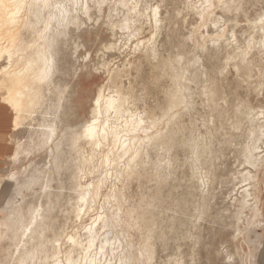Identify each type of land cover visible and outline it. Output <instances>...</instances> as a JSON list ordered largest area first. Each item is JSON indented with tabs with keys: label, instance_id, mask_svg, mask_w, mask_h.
Instances as JSON below:
<instances>
[{
	"label": "bare ground",
	"instance_id": "6f19581e",
	"mask_svg": "<svg viewBox=\"0 0 264 264\" xmlns=\"http://www.w3.org/2000/svg\"><path fill=\"white\" fill-rule=\"evenodd\" d=\"M164 1L152 6L142 4V0H0V63L4 62L0 66V104L10 114L12 135L20 131L27 133L24 140L9 135L10 151L4 159L13 166L21 154H28L35 147L46 155L39 168L29 165L21 172L7 167L0 169V194L4 186L8 190L0 204V244L6 243L0 248V264H155L156 243L178 233L180 239L192 243L190 253L186 251L190 254L188 263L194 264V244L200 243L199 235L194 233L196 224L208 217L205 196L200 192L199 201L190 206L174 196L164 197L162 190L171 176L168 171L171 166L152 161L149 151L160 150L168 155L176 149L190 151L195 169L208 167L198 179L208 186L218 179L211 162L221 130L225 131L223 144L229 145L245 125L242 136L247 141L239 151L243 166L239 171L240 191L232 197L228 221L222 226L229 231L236 259L227 248L223 252L217 250V255L224 253L226 264L234 260L238 264L246 261L264 264V244L257 233V229L264 231V109L256 111L248 101L227 99L219 84L225 69L222 67V72L218 68H212L211 72L204 69L201 91L206 105L201 125L204 133L191 135L195 125L190 119L194 107L190 82L196 79L188 78L187 73L199 59L174 56L176 53L163 55L158 51L155 36L163 25L159 8ZM200 1L198 9L190 0H185V6L195 8L199 20L205 28L211 27L213 33L204 31L202 36L196 33L201 37L195 41L196 46L208 53L210 45L217 56L221 53V43H226L230 50H225V59L235 62L231 66L236 84L249 85L255 67L250 53L256 37L264 49V11L255 14L254 9L259 0ZM92 22V26H87ZM143 26L152 34L147 40L140 37L145 32ZM237 31L247 35L243 50L238 46ZM102 34L109 36L108 44L103 47L107 52L125 49L128 42L135 40V59L113 68L104 63L101 66L105 75L95 76L100 80L96 84L86 66L90 52L86 53L82 69L95 82V95L80 119L78 111L83 108L75 101L77 84L74 83L79 75L78 53L80 48L95 45ZM144 67L157 75L151 79L156 89L162 81L168 86L162 103L139 110L137 103L141 96L138 98L134 83H143ZM130 69L134 70L133 81ZM123 78H127L126 87L121 85ZM148 85L142 84L141 91H146ZM164 108L166 111L161 114ZM95 172L97 180L93 179ZM111 175L121 186L120 189L112 182V190L106 192L114 204L111 208L99 205L93 222L81 226L82 218L94 210L101 188L107 185L105 181ZM133 181L140 182L143 193L124 205L123 189H129ZM145 182L151 184L148 191L144 190ZM22 190L31 195L29 201H24ZM65 190L73 195L67 196L69 201L76 196L69 214L74 225L68 233L58 226L56 218ZM224 243L229 245L227 240ZM259 255L261 259L255 261ZM169 256L172 258V254ZM188 263L179 256L169 264Z\"/></svg>",
	"mask_w": 264,
	"mask_h": 264
},
{
	"label": "rangeland",
	"instance_id": "374dc122",
	"mask_svg": "<svg viewBox=\"0 0 264 264\" xmlns=\"http://www.w3.org/2000/svg\"><path fill=\"white\" fill-rule=\"evenodd\" d=\"M144 3L150 4L152 6L160 4L159 0H142V4H144ZM200 3H201L200 0L199 1L198 0H195V1L190 0V4H192L193 7L195 5L196 9H198ZM185 4H186L185 0H166L163 2V4L160 5V7H161V8H159L160 9V16L163 19V25L159 31L160 33L158 32V35L156 34L155 39H156V43L158 45V51L160 52V54L167 55L168 53H170V54L176 53V54H174V56L176 55V56L184 57L186 59L194 56L195 58H197V60L199 59L202 62L201 63L198 60L197 63L199 62L198 63L199 65L196 63L195 66L190 68L188 70V73H187L188 78L192 77V78L196 79L195 82L194 81L190 82V89H191V94H192L191 100L194 104L193 110L190 112V117H191L190 119H191V121H193V123L195 125L194 126L195 129L191 132V135L196 137L198 134L202 135L204 133L203 132L204 129L201 126L202 122H203V118L206 116L205 99H204V96L201 92L202 88H203L202 85H204V82H203L204 77L202 75L204 69H206L208 72H211L212 68H218L219 71H221V72H222L221 69H223V68L225 69V71L223 70V72L221 74L222 81L219 84L221 85V87H223L224 91L226 92V98L228 97L227 99L231 100L232 98H235L238 101H248L250 103V105L254 108V110H256V111L264 109V106H263L264 105V49L260 48V44H259L260 38L256 37L255 42H254V48L252 49V51L250 53V58L255 64L254 71H253L252 76L249 80L250 84L247 85L246 82H241L240 85H237L234 67H232L235 62L233 61L230 63V62L226 61V59H225L226 58L225 50H230V48H228L226 46V43L222 42L220 45L221 46V49H220L221 53L217 56L214 55V53H213L214 49L212 50L210 45L208 46V53L206 51H204L203 49H201L200 47L198 48L196 46L195 41L200 40L199 39V38H201L200 36L204 35L206 31H208L209 34H212L213 29L211 27L205 28V26L199 20V17L195 12L196 9L195 8L191 9L190 7H186ZM179 9L180 10L182 9V10L180 11ZM254 9L256 10L255 14H257V12L260 13L262 11V9L264 11V0H259V2L254 6ZM216 13H217V15H219L218 11H216ZM168 19H170V20H168ZM92 25H93V22L89 23L87 26H92ZM192 25H193V27L191 28ZM201 26H204V27H201ZM194 27H196V28H194ZM143 28H144L143 31L145 30V32L142 33V35L140 36L142 39L141 38L140 39L141 40H147L148 38H150V36L152 34L149 32V29L147 27L143 26ZM192 32H193V34H192ZM196 33L199 34L200 36L197 35ZM159 34L161 36H159ZM190 34H192V36ZM157 36H159L160 39ZM194 37L196 39H194ZM236 37L239 38V40L237 38L238 46L240 47V49L243 50L245 48V45H246L245 41L247 40V35L242 34L241 31H237ZM241 37H243V38H241ZM184 38H185V40H184ZM106 42H109V36L107 34H102L101 39L99 41H97L95 45H87L86 48H80V50H79V53H78L79 75H78V78L76 79V81L74 83L77 84V95L75 96V101L77 103L81 104V106L83 108V109H80L78 111V118L80 117V119L82 118L81 116L85 113V111H87L89 108V100L91 98H93L95 95L93 84L95 82H96V84L100 83V80H98L95 76H101L103 78L105 75L104 74V68L101 65H103L104 63H109L111 68H113L116 65L121 66L124 63L127 65L128 61H134V59H135L133 56V54H134L133 49H134L135 43H136L135 40H131L130 42H128L129 44L127 43L128 45L125 49H121L120 51H117V50L113 51L112 50L110 52L109 51L107 52L106 50L103 49V47L108 44ZM189 42H190V44H189ZM131 48H132L133 52H132ZM168 48H169V51H168ZM198 49H200V50H198ZM87 52H90V55H89V58L87 59L86 66H88L87 67L88 70L90 69V72L92 73V76L94 77L93 80L95 82L90 81V78L88 77L86 72L82 69V66L84 65V62H85L83 58L86 57ZM165 52H167V53L165 54ZM197 55H198V57H197ZM200 63L202 64V66H200L201 65ZM2 64L4 65L3 61L0 63V66H2ZM226 64H228V65H226ZM224 66H226L228 68H225ZM199 67H201V68H199ZM256 68L258 70H256ZM129 71H130L129 72L130 78L133 81V78H134V75H133L134 72L133 71L134 70L130 69ZM142 71L144 72L142 84H149V85H148L146 91H141V86H142L141 82L136 81L134 83L136 85V91H137L136 94H137L138 98L141 96L139 98L138 103H137L139 110H141L142 107L143 108L144 107L152 108L157 103H160V102L162 103L164 101V92L168 86V83H164L162 81L159 88L156 89L154 87V85H151L152 84L151 82L155 77H157V75L155 76V74H151L148 67H144ZM189 72H190V74H189ZM191 73H193V74H191ZM82 74L85 76H83ZM192 78H190V79H192ZM127 83H128L127 78H123L121 81V85L123 87H126ZM260 85H262V87H260ZM1 94L2 93H0V95ZM149 105H151V106H149ZM165 111H166V108H164V111L161 114H164ZM36 124H38V122L34 123L35 128H37ZM163 128H164V125L161 126V129H163ZM246 128H247V125H245L238 132L239 136L236 137L237 141L235 138L233 141V144H229V145L223 144L222 138H223L225 131L221 130L222 133L219 134L217 142L214 145V151H215L214 155L215 156L211 162L212 170L216 167L213 170V172L217 175L218 179L215 180L214 183L208 184V186L207 185L205 186L204 184L202 185V183H200V181L198 180L200 177V173L203 175V172L208 171V170H206V169H208V167L207 166L201 167L199 165L201 168L197 167L195 169V167L193 166V163H192V156H191L192 154H189V153H191L190 151H185L182 149H176V150L172 151V154H171L172 156H171V155H168V154L161 152L160 150H158V151H153V150L149 151L148 150L150 157L152 156V161L159 160L161 163L163 161L164 164H161V163L160 164L164 165V167H167V166L170 167L171 166L168 170L170 172L169 175L171 174V176H168V178L164 184L163 190H162L164 197H167L168 195H171L172 197L174 196L173 198H175L177 200H184V201H186L187 206H190L191 204L195 203V201H197V200L199 201V199H200L199 196H201V195L205 196V204H206L205 206H206V210L208 212V217L204 218L205 220L202 219V220L198 221L196 224L197 229L195 230L194 233L196 234V236L199 235L198 236V240H199L198 242H200V243L194 244L195 261H196V262H194V264H205V263L206 264H226V256L224 255V253L217 255V250H219V252H223L226 250V248L230 252L231 256L234 259H236L235 252H234L232 246L230 245L229 231L227 229H223L222 226L224 223H226L228 221L226 217L228 215V213H227L228 210H230V204H231L232 197H234V195H236L240 191L239 190V186H240L239 185V179H240L239 178L240 177L239 171L240 172L242 171L243 166H241L242 160H241L239 151L246 144V141H247L246 138L244 136H242V134L246 131ZM20 132L14 133L13 135L10 132L9 135L11 134V136H13L12 138L24 140V137L27 136V133H26V131H20ZM9 135H8V137H9ZM6 137H7V134H6ZM34 138L36 140V136ZM238 139H239V141H238ZM9 141H11V140L9 139ZM235 145H236V147H235ZM11 146H12V143H11ZM7 150H8V152L5 155H0L1 158H5V156L9 153L10 148L8 147ZM221 154H222V156H220ZM45 156L46 155H45L44 150L40 149L39 147H35L34 149H32V151L30 153L21 154L18 161L13 166L6 164V162L4 161L2 163V166L0 169H4L2 167H7L9 170H17V171L21 172L24 169L28 168L29 165L39 168V167H42V165L44 163ZM181 157H183V158H181ZM172 158H175V160H172ZM215 159H217V160H215ZM221 162H223V163H221ZM35 163L37 165H35ZM168 163H170V165ZM213 166H214V168H213ZM235 167H236V169H235ZM181 168H183V169H181ZM224 177H226V178H224ZM93 179L94 180L98 179L97 172H95L93 174ZM112 179L114 180L113 175H111L110 178L107 177V179L105 181V184H107V185L104 184L105 186H103L101 188V195L97 198V200L95 202L96 205L94 207V210L91 209L90 210L91 212L89 211L88 215H86L82 218V220L80 222L81 226H87V225L91 224L93 222L96 214L98 213L99 208L102 205H103V207L105 206V208H109V206L111 208V206L114 204V202L111 199H109L110 190H112V185L114 183H116L115 185L117 187L119 186L120 189H121V186L119 183H117L116 181H113ZM196 179H197V181H196ZM236 179H238V180H236ZM112 182H114V183H112ZM133 182L131 183L129 189H127V188L125 190L123 189L124 205H127V204L131 203L132 201L137 200L139 198V196L143 193L141 191V188L139 187L140 182H137V181H133ZM80 183H82V181H80ZM111 183H112V185H110ZM191 184H193V185H191ZM150 185H151L150 183L148 184V182H145L143 185L144 190L148 191L150 188L149 187ZM174 185H176L177 187ZM187 187L190 189H188ZM234 187H236V188H234ZM200 188L201 189L203 188V189L201 190ZM187 189L191 191L193 196L191 193H189L190 191H188ZM206 190L208 192H206ZM7 191L8 190H6L5 186H4V189L0 194V204H1V201L3 200V198L7 195ZM233 191H235L236 193ZM106 192H109V193H106ZM194 192H195V194H194ZM200 192H201V195H200ZM22 193H23L22 196L24 197V201H29L30 196H31L29 194V192L22 190ZM104 193H106V195ZM124 193H125V195H124ZM188 193H189V195H188ZM198 193H199V195H198ZM205 193H207V194L205 195ZM11 194H12V189H11ZM68 195L73 197L72 194H69L65 190L64 191V200L63 201L61 200L60 205H59L60 208L56 211V218H57L58 226H61V228H63L66 233L70 232L71 227L74 225V218L69 214L71 211V206H70L71 203L74 204L76 202V196H75V198H73V200L69 201L67 199ZM237 196H238V194H237ZM228 197L229 198L231 197V198L229 199ZM19 199H20V197H19ZM100 201H102L103 204H101ZM104 203H105V205H104ZM99 205H101V206L99 207ZM209 207H210V209H209ZM67 210H68V212H67ZM223 217H224V219H223ZM0 218H1V215H0ZM257 233L260 235L261 244H264V231L262 229H257ZM170 238H171V240H170ZM202 238H203V240H202ZM173 240H174V242H173ZM187 240L188 239H182V238L180 239V234L178 233L176 235H168L167 239L163 243L157 242L156 243V251H158V252H156V259L157 260L155 259V264H169L171 260H173L174 258H177L179 256L182 257L183 260L188 263L189 255H190L189 250L191 249L192 243L189 242L190 240H188V241ZM226 240H227V243L229 245H227V244L225 245L224 242ZM187 243H188V246H187ZM168 245H170V246H168ZM3 246H6V243L0 244V248ZM180 253H182V254H180ZM186 253L188 256L186 255ZM170 254H172V258H171V256H169ZM205 256H207V257H205ZM0 259H1V252H0ZM205 259H207V260L205 261ZM255 259H256L255 261L259 262V259H261V255H259V257L256 256ZM232 264H238L237 260H234ZM244 264H250V263L248 261H246V262H244Z\"/></svg>",
	"mask_w": 264,
	"mask_h": 264
},
{
	"label": "crops",
	"instance_id": "0c3cea01",
	"mask_svg": "<svg viewBox=\"0 0 264 264\" xmlns=\"http://www.w3.org/2000/svg\"><path fill=\"white\" fill-rule=\"evenodd\" d=\"M10 130V114L6 108L0 105V155H5L8 152ZM4 161L5 159L0 156V167Z\"/></svg>",
	"mask_w": 264,
	"mask_h": 264
},
{
	"label": "snow or ice",
	"instance_id": "6c2138e0",
	"mask_svg": "<svg viewBox=\"0 0 264 264\" xmlns=\"http://www.w3.org/2000/svg\"><path fill=\"white\" fill-rule=\"evenodd\" d=\"M90 247H91V245H90ZM101 251H103V249H101Z\"/></svg>",
	"mask_w": 264,
	"mask_h": 264
}]
</instances>
